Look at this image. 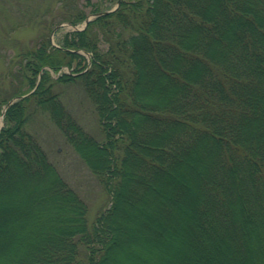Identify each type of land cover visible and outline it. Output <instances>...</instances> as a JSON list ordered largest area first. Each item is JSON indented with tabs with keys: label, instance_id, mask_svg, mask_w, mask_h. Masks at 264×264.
Returning a JSON list of instances; mask_svg holds the SVG:
<instances>
[{
	"label": "trees",
	"instance_id": "16d2710c",
	"mask_svg": "<svg viewBox=\"0 0 264 264\" xmlns=\"http://www.w3.org/2000/svg\"><path fill=\"white\" fill-rule=\"evenodd\" d=\"M12 60L0 114L34 90L0 128V264H264V0H121ZM69 82L93 102L101 139L55 89ZM37 111L109 194L90 223L28 130Z\"/></svg>",
	"mask_w": 264,
	"mask_h": 264
},
{
	"label": "rangeland",
	"instance_id": "374dc122",
	"mask_svg": "<svg viewBox=\"0 0 264 264\" xmlns=\"http://www.w3.org/2000/svg\"><path fill=\"white\" fill-rule=\"evenodd\" d=\"M95 1L0 0V98L5 92L10 93L14 83V77L7 75L15 72L12 56L24 47L33 46L40 33L49 30L52 42L56 43L65 32L74 28L66 20V14L78 9L91 14ZM55 89L61 93L64 104L78 122L92 136L101 139L104 135L99 128L98 113L84 87L78 82H69L57 84ZM5 106L3 108L6 109ZM3 121L4 116L0 114V127ZM28 130L38 137L50 160L87 203L88 220L92 222L98 212L110 203L109 194L98 178L47 113L37 111L28 122ZM118 261L119 264H139L130 254L119 255Z\"/></svg>",
	"mask_w": 264,
	"mask_h": 264
},
{
	"label": "water",
	"instance_id": "95a60500",
	"mask_svg": "<svg viewBox=\"0 0 264 264\" xmlns=\"http://www.w3.org/2000/svg\"><path fill=\"white\" fill-rule=\"evenodd\" d=\"M120 2H121V0H117V3L115 4V6L114 7H112L111 9H109V10H102V11H99V12H96V13H92V14H90V15H88L86 18H85V20H84V23H83V25L81 26V27H78V26H76V25H74L73 27V29H77V30H81V29H83L84 27H86V25L89 23V21H91L94 17H96V16H98V15H101V14H105V13H107V12H109V11H113V10H115L118 6H119V4H120ZM23 96H25V95H20V96H17V97H15V98H12V99H10L9 101H8V103H7V107L11 104V103H13L15 100H17V99H19V98H21V97H23ZM6 107V108H7ZM5 108H4V110L2 111L3 113L5 112Z\"/></svg>",
	"mask_w": 264,
	"mask_h": 264
},
{
	"label": "bare ground",
	"instance_id": "6f19581e",
	"mask_svg": "<svg viewBox=\"0 0 264 264\" xmlns=\"http://www.w3.org/2000/svg\"><path fill=\"white\" fill-rule=\"evenodd\" d=\"M111 9V8H110ZM106 10H109V9H106ZM92 14V13H91ZM88 15H90V14H88ZM87 15V16H88ZM56 29V28H55ZM54 29V30H55ZM54 30H53V32L52 33H54ZM53 43H55V42H53ZM77 52H80V53H82V54H84V55H89V53L87 52V51H85V50H76Z\"/></svg>",
	"mask_w": 264,
	"mask_h": 264
}]
</instances>
